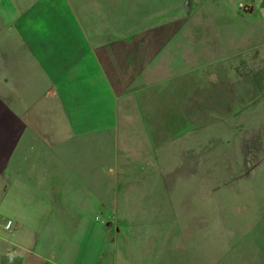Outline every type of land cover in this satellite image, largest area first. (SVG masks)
Wrapping results in <instances>:
<instances>
[{
  "label": "rangeland",
  "instance_id": "374dc122",
  "mask_svg": "<svg viewBox=\"0 0 264 264\" xmlns=\"http://www.w3.org/2000/svg\"><path fill=\"white\" fill-rule=\"evenodd\" d=\"M68 1L95 17L98 53L1 37L27 54H0V84L30 112V157L83 177V264H264V29L249 7ZM66 19L51 29L73 33Z\"/></svg>",
  "mask_w": 264,
  "mask_h": 264
},
{
  "label": "crops",
  "instance_id": "0c3cea01",
  "mask_svg": "<svg viewBox=\"0 0 264 264\" xmlns=\"http://www.w3.org/2000/svg\"><path fill=\"white\" fill-rule=\"evenodd\" d=\"M79 5L81 10L76 9L77 16L73 12V17L68 0H0V38L36 39L34 45L48 48L35 50L37 53L53 52L55 48L61 53H98V43L94 42L98 33L91 25H82V22L93 23L95 17L84 11V4ZM242 6L249 7L246 16L264 29V0H243L236 5L235 13L241 12L239 7ZM79 13L82 14L80 20ZM52 14L65 21L70 15L76 30L68 35L55 33L51 29L53 25L50 26ZM241 15L245 16L242 12ZM214 27L207 22L199 25L204 31ZM216 27L222 29V25ZM14 52L27 54L20 44L13 50L0 46V54ZM1 86L0 264H83V245L81 239L77 240L81 238L77 237V231L83 226L82 203L80 197L76 202L80 191L75 192L83 189V177L75 172L52 170L49 158L30 157V150H35L30 144V112L12 109L10 95L5 96ZM55 162L59 166L66 165L60 160ZM68 214L74 215L69 222ZM5 220L12 222L8 231L3 228ZM68 229L73 231L69 239Z\"/></svg>",
  "mask_w": 264,
  "mask_h": 264
},
{
  "label": "water",
  "instance_id": "95a60500",
  "mask_svg": "<svg viewBox=\"0 0 264 264\" xmlns=\"http://www.w3.org/2000/svg\"><path fill=\"white\" fill-rule=\"evenodd\" d=\"M183 8L185 9L186 14H188L190 12V0H184L183 4H182ZM238 14L240 15L241 12H238ZM112 226V223L108 222L105 224L106 228H110Z\"/></svg>",
  "mask_w": 264,
  "mask_h": 264
},
{
  "label": "built area",
  "instance_id": "2783aa9c",
  "mask_svg": "<svg viewBox=\"0 0 264 264\" xmlns=\"http://www.w3.org/2000/svg\"><path fill=\"white\" fill-rule=\"evenodd\" d=\"M0 221H1V217H0ZM11 226H12V222L10 220L3 221L4 230H6V231L10 230ZM0 258H1V256H0Z\"/></svg>",
  "mask_w": 264,
  "mask_h": 264
}]
</instances>
